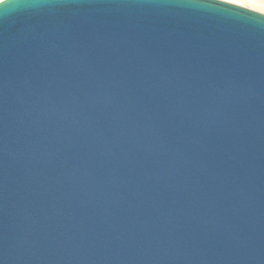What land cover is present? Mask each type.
I'll use <instances>...</instances> for the list:
<instances>
[{
  "label": "water",
  "instance_id": "1",
  "mask_svg": "<svg viewBox=\"0 0 264 264\" xmlns=\"http://www.w3.org/2000/svg\"><path fill=\"white\" fill-rule=\"evenodd\" d=\"M0 264H264V14L6 0Z\"/></svg>",
  "mask_w": 264,
  "mask_h": 264
},
{
  "label": "rangeland",
  "instance_id": "2",
  "mask_svg": "<svg viewBox=\"0 0 264 264\" xmlns=\"http://www.w3.org/2000/svg\"><path fill=\"white\" fill-rule=\"evenodd\" d=\"M221 1H225V2L228 1L229 3H233V4H236V5H240V6H243V7L252 9V10H255V11L257 10V12H260V13H263L264 14V8L263 7L252 6L253 4H251L248 0H247L248 2L245 1V0L244 1L243 0H238V1L237 0H221ZM245 3H247V5Z\"/></svg>",
  "mask_w": 264,
  "mask_h": 264
},
{
  "label": "bare ground",
  "instance_id": "3",
  "mask_svg": "<svg viewBox=\"0 0 264 264\" xmlns=\"http://www.w3.org/2000/svg\"><path fill=\"white\" fill-rule=\"evenodd\" d=\"M238 1V0H237ZM244 1V0H243ZM247 1V0H245ZM251 4H253L252 6H256V7H263L264 8V0H248ZM247 1V2H248ZM228 2V1H227ZM247 5V3H245ZM253 8V7H252ZM259 9V8H258ZM255 11V10H254ZM257 11V10H256ZM262 12V11H261Z\"/></svg>",
  "mask_w": 264,
  "mask_h": 264
},
{
  "label": "snow or ice",
  "instance_id": "4",
  "mask_svg": "<svg viewBox=\"0 0 264 264\" xmlns=\"http://www.w3.org/2000/svg\"><path fill=\"white\" fill-rule=\"evenodd\" d=\"M6 0H0V6L5 5Z\"/></svg>",
  "mask_w": 264,
  "mask_h": 264
}]
</instances>
